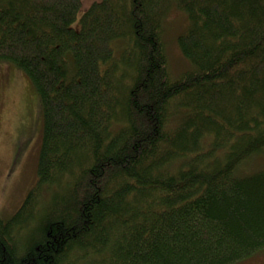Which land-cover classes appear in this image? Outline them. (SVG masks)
Segmentation results:
<instances>
[{
  "label": "trees",
  "instance_id": "16d2710c",
  "mask_svg": "<svg viewBox=\"0 0 264 264\" xmlns=\"http://www.w3.org/2000/svg\"><path fill=\"white\" fill-rule=\"evenodd\" d=\"M189 67L174 75L164 18ZM80 13V10L84 8ZM42 112L0 264H237L264 252V0H0Z\"/></svg>",
  "mask_w": 264,
  "mask_h": 264
},
{
  "label": "rangeland",
  "instance_id": "374dc122",
  "mask_svg": "<svg viewBox=\"0 0 264 264\" xmlns=\"http://www.w3.org/2000/svg\"><path fill=\"white\" fill-rule=\"evenodd\" d=\"M93 0H83V6ZM84 8L80 10V13ZM186 27V18L174 6L164 18V41L174 75L188 69L176 36ZM42 112L30 79L13 64H0V219H9L21 205L36 180L41 144ZM264 167V157L246 165ZM237 264H264V252Z\"/></svg>",
  "mask_w": 264,
  "mask_h": 264
}]
</instances>
